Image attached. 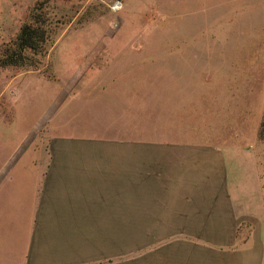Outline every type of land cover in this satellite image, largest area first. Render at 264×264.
Masks as SVG:
<instances>
[{
	"label": "rangeland",
	"instance_id": "obj_1",
	"mask_svg": "<svg viewBox=\"0 0 264 264\" xmlns=\"http://www.w3.org/2000/svg\"><path fill=\"white\" fill-rule=\"evenodd\" d=\"M32 18L41 49L0 64V264L20 254L30 193L33 263L170 264V148L154 140L241 144L264 190V0H0V52Z\"/></svg>",
	"mask_w": 264,
	"mask_h": 264
},
{
	"label": "crops",
	"instance_id": "obj_2",
	"mask_svg": "<svg viewBox=\"0 0 264 264\" xmlns=\"http://www.w3.org/2000/svg\"><path fill=\"white\" fill-rule=\"evenodd\" d=\"M154 141L170 148L167 155L160 153L159 156L169 159L165 162L170 171L169 185H162V190L168 192L170 198L167 202L171 222L170 264H190V246L217 248L228 258H235L233 262L228 259L222 264H257L264 247V190L253 150L237 144L208 145L207 149L199 151H173V145L185 144L186 147L190 141L170 138ZM173 158L178 159L176 176L172 173ZM163 168L160 162L154 176L166 177ZM33 169L24 167L22 170L31 173ZM12 177L10 175L8 180ZM175 177L179 183L174 187ZM20 200L16 214L26 217V224L18 241L15 240L20 244V254L9 264H46L33 263L29 257L31 221L38 201L32 193ZM11 202L0 196V209L6 210ZM43 203L40 199L39 205ZM56 263L60 264V260Z\"/></svg>",
	"mask_w": 264,
	"mask_h": 264
},
{
	"label": "trees",
	"instance_id": "obj_3",
	"mask_svg": "<svg viewBox=\"0 0 264 264\" xmlns=\"http://www.w3.org/2000/svg\"><path fill=\"white\" fill-rule=\"evenodd\" d=\"M30 17H32L30 15ZM46 36V31L37 19H30L21 24L11 50L0 52V64H17L28 58L27 50L39 51Z\"/></svg>",
	"mask_w": 264,
	"mask_h": 264
},
{
	"label": "built area",
	"instance_id": "obj_4",
	"mask_svg": "<svg viewBox=\"0 0 264 264\" xmlns=\"http://www.w3.org/2000/svg\"><path fill=\"white\" fill-rule=\"evenodd\" d=\"M117 2H118V1H115V3H117ZM115 3H114V5H115ZM114 5H113V6H114ZM114 7H116V6H114Z\"/></svg>",
	"mask_w": 264,
	"mask_h": 264
}]
</instances>
